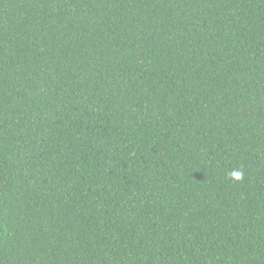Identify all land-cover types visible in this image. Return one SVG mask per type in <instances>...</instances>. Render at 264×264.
Listing matches in <instances>:
<instances>
[{
	"label": "trees",
	"instance_id": "1",
	"mask_svg": "<svg viewBox=\"0 0 264 264\" xmlns=\"http://www.w3.org/2000/svg\"><path fill=\"white\" fill-rule=\"evenodd\" d=\"M0 264H264V0H0Z\"/></svg>",
	"mask_w": 264,
	"mask_h": 264
},
{
	"label": "clouds",
	"instance_id": "2",
	"mask_svg": "<svg viewBox=\"0 0 264 264\" xmlns=\"http://www.w3.org/2000/svg\"><path fill=\"white\" fill-rule=\"evenodd\" d=\"M228 176H229V179H231L232 181L239 182L243 179L244 173L240 171L239 169H234L228 174Z\"/></svg>",
	"mask_w": 264,
	"mask_h": 264
}]
</instances>
